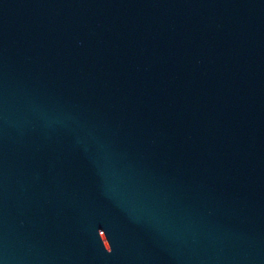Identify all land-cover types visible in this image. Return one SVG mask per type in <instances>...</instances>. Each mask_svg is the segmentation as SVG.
Segmentation results:
<instances>
[{"label": "water", "instance_id": "95a60500", "mask_svg": "<svg viewBox=\"0 0 264 264\" xmlns=\"http://www.w3.org/2000/svg\"><path fill=\"white\" fill-rule=\"evenodd\" d=\"M0 264H264V0H0Z\"/></svg>", "mask_w": 264, "mask_h": 264}]
</instances>
